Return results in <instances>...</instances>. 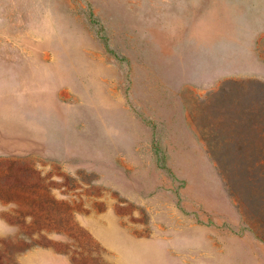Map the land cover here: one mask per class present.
<instances>
[{"label":"rangeland","instance_id":"1","mask_svg":"<svg viewBox=\"0 0 264 264\" xmlns=\"http://www.w3.org/2000/svg\"><path fill=\"white\" fill-rule=\"evenodd\" d=\"M0 264H264V0H0Z\"/></svg>","mask_w":264,"mask_h":264}]
</instances>
